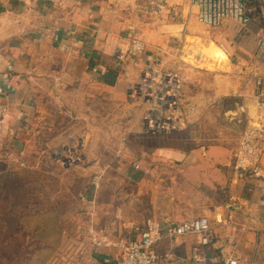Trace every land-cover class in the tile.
Instances as JSON below:
<instances>
[{
	"label": "crops",
	"instance_id": "1",
	"mask_svg": "<svg viewBox=\"0 0 264 264\" xmlns=\"http://www.w3.org/2000/svg\"><path fill=\"white\" fill-rule=\"evenodd\" d=\"M136 1L0 0V15L6 12L23 14L16 34L0 40V102L6 108V117L0 123V143L21 155L32 150V164L37 168L44 150L42 145L48 147L46 152L63 154L66 162L70 160L66 166L76 178V188L62 196L76 198L82 205L69 217L56 211L62 230L60 254L63 249L69 252L70 240L90 241L101 231L117 246H128L148 226L169 228L199 217L211 219L214 208L220 206L226 225L214 231L212 262L233 259L237 264H264V210L258 207L259 200L264 199V170L260 179L235 171L236 141L232 151L222 146L185 151L181 146L174 148L161 143L157 147L142 146L136 152L139 145L135 143L145 137L140 134L141 109L126 104L122 77L127 71L152 63V50L157 49L145 43L144 58L130 62L125 57L128 41L120 37L130 33V25L136 27V21L127 13ZM151 2L164 15L176 5L171 0ZM128 18L130 21L126 24ZM158 22L163 24L159 26ZM158 22L146 25L148 33L144 35H148L151 42L163 37L170 24L163 19ZM179 24L172 23L173 36ZM263 26L261 20L255 19L246 32L254 38L260 37ZM156 29L158 32H154ZM219 30L225 32L224 35L227 33L225 28ZM189 33H194V27H189ZM108 36L119 39L115 58L103 55ZM226 38L218 44L211 43L233 52L238 61L244 55H254L262 66L255 67L257 74L264 75L263 46L251 47L252 55ZM261 41L258 40V44ZM146 56L148 59L143 60ZM105 57L108 61L103 60ZM106 70L117 73L114 87L101 85L97 80ZM234 74L237 79L244 80L236 72ZM89 89L94 91L91 97L96 101L93 103L95 111L100 104L113 108V113L107 111V116H93L94 122L99 124L98 127L93 125L96 127L93 131L84 124L87 109L84 98L89 96ZM253 95L254 91L252 98ZM55 107H60L58 117L51 111ZM118 109H122V115H114ZM58 121L61 124L56 127ZM165 122L164 138L172 137L166 133L174 129L181 134L180 140L184 130L180 126H166ZM114 135L120 140L119 149L114 147V142L106 146L102 141ZM29 139L32 143L27 142ZM142 152L148 153V160L141 159ZM105 155H112L113 159L108 161L111 156L105 158ZM90 171L96 172V178L88 185L93 192L86 196L83 189H78L85 187V175ZM114 171L119 173V178H107L106 174ZM68 188L73 185L68 184ZM58 199L55 196L52 202L58 203ZM69 219H76L78 224ZM72 224L76 230H71ZM189 245L190 242L175 245L176 256L180 259L178 264H187ZM169 247L161 243L155 251L162 254ZM121 253L114 248L98 250L92 257H78L73 250L78 264H115Z\"/></svg>",
	"mask_w": 264,
	"mask_h": 264
},
{
	"label": "rangeland",
	"instance_id": "2",
	"mask_svg": "<svg viewBox=\"0 0 264 264\" xmlns=\"http://www.w3.org/2000/svg\"><path fill=\"white\" fill-rule=\"evenodd\" d=\"M163 1H165V3L168 2V0ZM173 1L176 2V5H174L175 7L171 8L169 12L164 15V12H162L157 5H154L151 0H137L134 5L129 8L131 11H127L130 18L136 21H134L136 27L134 28V26L130 25V33L123 34V37L118 34H111L112 36H121L120 38L123 41L138 40L144 44L146 43L148 46H156L157 49L152 50L154 58L150 57V60L164 71L178 74L182 80L179 109L176 113V117L172 118L169 116L165 122L166 126L168 124L171 126H180V129L182 131L184 130L180 140H178V132L171 129L169 133H166L169 134L168 136H172L169 139L164 138L166 136L163 130L161 135L152 138L143 137V142L142 140L140 142L141 144L147 145L148 148L161 146L163 142L164 146H181L185 151L196 147L209 149L212 147L218 148L220 146L232 151V149H234L232 146L247 123L251 112L249 111V106L253 99L251 97L253 91L252 81L250 79H237L234 74L235 72L231 69L232 65H239L241 60L238 61L237 55L233 52L225 48L221 49L226 55V63L230 73L223 76H214L208 72L191 68L180 63L178 60V50L181 44L188 40L198 45H203L206 40L218 44V41H221L223 37L225 40H227L226 37H228L236 42L238 46L242 47L245 53H251L253 55V52L249 50L251 47H264V29H262L263 31L260 30V37L257 36L255 38L246 31L240 34H232L226 29L227 33L224 35L225 32L222 30L210 29L200 25L192 14L188 0H171V2ZM260 2L264 7V0H260ZM159 19L168 20V22L164 23L170 24L166 28L167 30L164 29L166 31L163 37L158 38L156 42H151L148 40V35H144L148 33V26L146 25L157 24ZM129 21L130 19L128 18L125 23H129ZM159 22L158 25L161 26L163 23ZM177 22H180L179 30L173 36L171 31L173 27L172 23L176 26ZM191 26L194 27L193 34L189 33V27ZM153 29L154 26L151 27L152 31ZM154 32H158V30L156 29ZM6 38H10V36ZM258 40H262L260 44H258ZM147 41L154 43V45ZM253 57L252 63L249 65L250 76L252 75L250 68L262 67L255 60L256 58L254 55ZM142 58H144V56ZM147 59L148 56L143 60ZM103 60L108 61L107 58ZM228 60L230 61L227 62ZM118 70L120 71L119 68ZM245 76L247 75H243V77ZM93 93L94 91L89 89V96L84 98L87 108L85 110L86 121L84 124L85 128L89 126L91 131L95 130L96 127H98L97 125H99L97 121L94 122L93 116L95 114L103 116L108 114L107 111L113 113V108L109 109L104 103V105L100 104L95 111L93 109V103L96 101L91 97ZM231 93L239 95L230 96L229 94ZM50 101L52 102L51 99ZM51 111L55 113L57 117L61 115L59 113L60 107L52 108ZM115 113L114 115H122L123 111L122 109H118ZM69 123L70 121L67 126ZM60 124L61 123L58 121L56 127L60 126ZM118 128H116V131ZM102 141L106 142H104L106 146H108L111 141L115 143V148H121L120 140L117 139L115 135L112 139L106 137L102 139ZM27 142L32 143V140L29 139ZM140 145L137 146L138 150H136V152H139V148L142 147ZM46 148L48 147L42 145L41 149L44 150L42 151L40 164L37 168L32 164V150H29L26 155H21L15 150H9L8 147H4L3 144L0 143V238L5 237L6 241L3 242V245H9L14 241V236L16 234H21L24 231H30L32 229V215L36 213L48 214L57 221L60 229V237H58L57 234L52 236L55 232L50 225V233H47L44 238V241L47 242L50 247L34 254L32 258L30 253H25L22 258L28 261H22L24 262L22 264H78V260L74 258L73 251L70 248L68 249V253L62 248L61 254L63 257L60 254L62 230L56 216V211L60 215L64 214L63 216L69 217L70 214H74L79 210L82 204H79L76 198L72 199L68 195L65 197L62 196L70 189L75 190L77 181L74 176L70 175V170H67V167L62 165L65 156L59 153L52 154L49 151L46 152ZM109 156L111 157L108 158V161H111L113 159L112 155H105V158ZM148 157V153L142 152V160L146 161ZM150 157L152 158L151 154ZM69 162L70 160L68 159L67 163ZM70 166H72V163H70ZM94 173L96 174V172L93 171L86 172L88 175H85V187H80L78 189L80 191L83 189L86 196H90V193L94 190L88 186L92 184L91 180L96 178ZM100 175H102V173ZM106 175L107 178H119V173L117 171L111 172L110 175ZM108 180L112 181L111 179H107L106 181ZM68 184L73 185V188L66 189ZM55 196L59 198L58 203L52 202ZM14 202H16L15 206L8 205ZM22 207L27 208L28 211H23ZM81 215L83 216L82 213ZM27 216L31 217L27 218ZM14 218L16 219L10 220ZM22 219L29 221V224L23 223L25 221ZM80 219L83 221V224L86 223L83 217ZM70 220L78 224L76 219H69V221ZM76 229L75 225L72 224L71 230ZM33 237H35L33 233L32 236H26L24 242L27 244L26 247L30 250H35L36 245H38H35ZM36 237H38V235H36ZM12 249L13 247L9 248V253H11Z\"/></svg>",
	"mask_w": 264,
	"mask_h": 264
},
{
	"label": "built area",
	"instance_id": "3",
	"mask_svg": "<svg viewBox=\"0 0 264 264\" xmlns=\"http://www.w3.org/2000/svg\"><path fill=\"white\" fill-rule=\"evenodd\" d=\"M188 3L196 21L210 29L225 28L232 34H240L246 31L255 19L264 24V7L258 0H188ZM106 39L107 46L104 47L103 55L115 58L119 39L111 36ZM145 52V44L138 40H128L126 43L125 57L130 62L140 60ZM178 60L184 65L214 76L230 73L224 53L220 52L210 58L205 45L191 41L181 44ZM252 60V56L247 54L242 57L239 65L231 66L239 77L247 75L243 78L252 81L255 101L254 112L236 140L233 164L236 172L260 179L264 170V75L257 74L256 68H250V76L249 65ZM122 79L126 104H134L141 109L140 134L147 138L161 135L165 119L169 116L175 118L179 109L182 85L179 75L166 72L152 62L125 72ZM5 117L6 108L0 102V123ZM62 164L68 166L64 158ZM258 207L264 210V199L259 200ZM225 225L223 209L216 206L211 219L199 217L182 221L169 228L148 226L137 234L128 246H117L103 231L92 236L90 241L70 240L69 245L78 257H92L98 250L117 248L122 253L115 264H178L180 259L176 256L175 245L179 242H190L186 249L189 254L187 264H237L233 259L212 262L214 231ZM161 243L170 247L159 254L155 248Z\"/></svg>",
	"mask_w": 264,
	"mask_h": 264
},
{
	"label": "trees",
	"instance_id": "4",
	"mask_svg": "<svg viewBox=\"0 0 264 264\" xmlns=\"http://www.w3.org/2000/svg\"><path fill=\"white\" fill-rule=\"evenodd\" d=\"M116 79H117V73L112 71V70H106V73L104 75L99 76L97 78L98 82L101 85H105L108 87H114L115 83H116ZM178 135H181V134H178ZM134 143H135V141H134ZM135 144L140 145L141 142H136ZM163 145H164V143H163ZM140 146L147 147V145H145L143 143ZM168 147L177 148L178 146L168 145ZM8 205L15 206L16 202L9 203ZM22 209H23V211H28L27 208L22 207ZM44 213H46V212H44ZM29 217H31V216H27V218H29ZM15 219L16 218L10 219V220H15ZM23 221H25L23 223L29 224V221H26V219H24ZM50 225H51V227H53L54 232H55L52 234V236L57 234L58 237H60V229H59V226L57 224V221L55 219H53L48 214H43V213L37 214L36 213L35 215H32V229L30 231H24L21 234H16L14 236V241L11 242L9 245H3V242L6 241L5 237L0 238L1 239V243H0V264H22V263L28 261V260H25L22 258L25 253H30V256L32 258V256L34 254H36L42 250L48 249L50 246H48L47 242L44 241V238H45L47 233L48 234L50 233V231H49ZM32 233H33V235H35V237H33V241L35 242V245L38 244V245H36L35 250H30L28 247H26L27 244L24 243L26 240L25 239L26 236H28V235L32 236ZM36 235H38V237H36ZM30 242H32V241H30ZM56 244H57V242H56ZM56 244H55V246H56ZM11 247H13V249L11 250V253H9L8 250ZM30 251H32V252H30ZM22 261H24V262H22Z\"/></svg>",
	"mask_w": 264,
	"mask_h": 264
},
{
	"label": "water",
	"instance_id": "5",
	"mask_svg": "<svg viewBox=\"0 0 264 264\" xmlns=\"http://www.w3.org/2000/svg\"><path fill=\"white\" fill-rule=\"evenodd\" d=\"M22 15L20 12H6L0 15V40L16 34L21 27L20 18ZM189 161L190 159L186 163Z\"/></svg>",
	"mask_w": 264,
	"mask_h": 264
},
{
	"label": "bare ground",
	"instance_id": "6",
	"mask_svg": "<svg viewBox=\"0 0 264 264\" xmlns=\"http://www.w3.org/2000/svg\"><path fill=\"white\" fill-rule=\"evenodd\" d=\"M204 42L205 43L203 45H206V47L208 49V54L210 55V57H215L216 55H218L222 51L215 44L211 43V41L206 40ZM249 109H250L249 111H251L250 115L253 114L254 109H255V101H254V99H252V103L250 104Z\"/></svg>",
	"mask_w": 264,
	"mask_h": 264
}]
</instances>
